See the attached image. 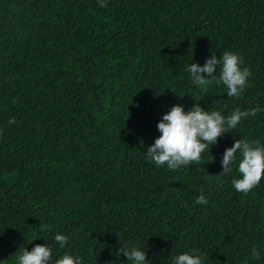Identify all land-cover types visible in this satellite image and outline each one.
Instances as JSON below:
<instances>
[{"label": "trees", "instance_id": "16d2710c", "mask_svg": "<svg viewBox=\"0 0 264 264\" xmlns=\"http://www.w3.org/2000/svg\"><path fill=\"white\" fill-rule=\"evenodd\" d=\"M103 2L0 0V264L37 244L82 264H131L116 255L124 246L149 264L183 253L264 264V177L237 192L239 152L217 176L235 140L264 147V111L198 164L173 171L146 159L174 105L225 117L264 109V0ZM225 51L251 71L238 98L223 84L194 85L187 71Z\"/></svg>", "mask_w": 264, "mask_h": 264}, {"label": "clouds", "instance_id": "9594fccd", "mask_svg": "<svg viewBox=\"0 0 264 264\" xmlns=\"http://www.w3.org/2000/svg\"><path fill=\"white\" fill-rule=\"evenodd\" d=\"M98 2L100 7H106L103 0ZM241 63L242 58L239 55L225 51L219 58L212 54L203 66L191 63L187 71L190 72L194 85L206 89L212 83L223 84L226 86L228 97L238 98L246 87L248 77L251 76L248 68L241 69ZM260 111L264 109L258 106L248 111L236 109L225 117L219 111H205L199 103L194 104L187 112L181 105H174L158 123L157 129L160 135L147 148L146 159L154 162L157 167L166 164L167 168L173 171L182 166L198 164L201 154L206 149L210 150V146L216 145L219 137L232 132L239 122L249 116L257 115ZM9 123H15V120L11 119ZM237 152L242 157L238 162L241 178L233 179L232 184L237 192L248 193L258 186L264 177V147L259 146L258 141L235 140L233 146L223 153L221 161L223 171L217 176L232 171L230 165L236 161ZM196 203L207 205L208 200L201 194L197 197ZM54 241L60 248H64L68 244V237L57 234ZM121 254L126 256L131 264H149L146 252L137 247H120L116 255L119 257ZM259 255V251L253 248L252 256L259 258ZM17 264H82V262L80 257L67 253L53 261L51 248L47 244H37L30 251L26 248L18 257ZM172 264H203V261L200 255L183 253L175 256Z\"/></svg>", "mask_w": 264, "mask_h": 264}]
</instances>
